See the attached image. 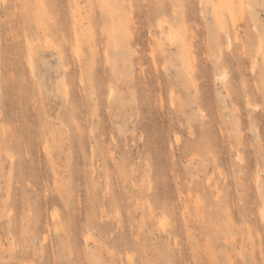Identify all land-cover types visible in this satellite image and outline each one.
<instances>
[{
	"label": "rangeland",
	"instance_id": "374dc122",
	"mask_svg": "<svg viewBox=\"0 0 264 264\" xmlns=\"http://www.w3.org/2000/svg\"><path fill=\"white\" fill-rule=\"evenodd\" d=\"M0 264H264V0H0Z\"/></svg>",
	"mask_w": 264,
	"mask_h": 264
},
{
	"label": "bare ground",
	"instance_id": "6f19581e",
	"mask_svg": "<svg viewBox=\"0 0 264 264\" xmlns=\"http://www.w3.org/2000/svg\"><path fill=\"white\" fill-rule=\"evenodd\" d=\"M77 51V50H76ZM78 52V51H77ZM79 55V54H78Z\"/></svg>",
	"mask_w": 264,
	"mask_h": 264
}]
</instances>
